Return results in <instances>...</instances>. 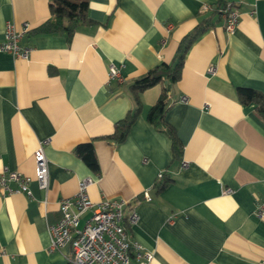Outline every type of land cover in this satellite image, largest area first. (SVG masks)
Returning a JSON list of instances; mask_svg holds the SVG:
<instances>
[{
  "label": "crops",
  "instance_id": "crops-1",
  "mask_svg": "<svg viewBox=\"0 0 264 264\" xmlns=\"http://www.w3.org/2000/svg\"><path fill=\"white\" fill-rule=\"evenodd\" d=\"M229 1L238 12L231 32L224 13L213 11L216 0H88L90 20L67 38L29 32L51 17L49 0H0V43L7 22L16 29L27 23L19 44L30 48L28 59L0 50V172L22 173L31 192L0 193V264H66L70 247L50 249L48 226L60 199L85 177L93 180L87 191L94 203L139 198L137 221L124 225L131 241L153 253L150 264H261L264 213L255 209L264 200V117L239 101L236 88L264 93V0ZM206 18L178 80L141 92L124 141L106 137L135 107L132 82L171 63L181 38ZM110 64L120 80L108 79ZM163 89L165 121L182 146L176 159L170 137L147 120ZM41 141L47 191L34 172ZM85 142L93 144L97 172L75 153ZM163 171L171 181L156 191Z\"/></svg>",
  "mask_w": 264,
  "mask_h": 264
},
{
  "label": "built area",
  "instance_id": "built-area-1",
  "mask_svg": "<svg viewBox=\"0 0 264 264\" xmlns=\"http://www.w3.org/2000/svg\"><path fill=\"white\" fill-rule=\"evenodd\" d=\"M223 13L224 28L231 32L235 28L238 12L231 3H227ZM28 30L27 23H23L20 29H16L13 23L7 22L0 50L28 59L30 48L21 47L19 44L20 38ZM213 70V67L209 66L208 71L213 72ZM108 79H121L117 65H109ZM181 99L185 100V97L182 96ZM45 142H39L33 152V159L37 185L40 189L47 191L49 178L48 159L44 151ZM187 165L188 161L181 159L180 167L185 168ZM161 174L162 172H159L157 176ZM92 182L90 177L79 180L75 194L60 199L59 217L48 226L50 249H59L68 245L71 254L66 264H150L153 253L145 251L141 245L131 241L124 225L125 222L132 225L137 221L136 205L140 201L139 198L104 197L94 203L89 199L87 191V187ZM14 192L31 195L28 178L5 166L0 172V193L3 196ZM142 197L144 200H151L147 190L142 193ZM87 210H91V214L80 226L81 217ZM255 212L259 216L264 213V200L257 203ZM261 264H264V260Z\"/></svg>",
  "mask_w": 264,
  "mask_h": 264
},
{
  "label": "trees",
  "instance_id": "trees-1",
  "mask_svg": "<svg viewBox=\"0 0 264 264\" xmlns=\"http://www.w3.org/2000/svg\"><path fill=\"white\" fill-rule=\"evenodd\" d=\"M229 0H216L213 11L221 14L226 8ZM232 5V3H231ZM51 17L30 29L32 34L65 33L70 38L76 27L85 21H89L87 15L88 0H49ZM209 18L200 21L190 33L185 34L179 41L174 59L171 63L160 62L149 69L144 75L135 79L130 85V91L135 102V107L124 117L114 123L113 132L106 137L117 142H122L128 135L131 125L135 121L141 107V92L161 81L171 85L178 80L183 65V57L193 41L201 35L209 26ZM167 90L163 89L156 102L150 107L147 113V120L158 130L166 133L171 139V150L173 159L180 158L182 146L177 139L173 128L165 121V111L168 106ZM237 97L241 103H253L257 113L264 117V93L249 87L238 86ZM75 153L93 171H98L93 144L91 142L80 143L75 147ZM171 179L166 172L157 176L154 181L156 191L164 189ZM127 224V223H126Z\"/></svg>",
  "mask_w": 264,
  "mask_h": 264
},
{
  "label": "water",
  "instance_id": "water-1",
  "mask_svg": "<svg viewBox=\"0 0 264 264\" xmlns=\"http://www.w3.org/2000/svg\"><path fill=\"white\" fill-rule=\"evenodd\" d=\"M170 88V86L169 85H167V89H169Z\"/></svg>",
  "mask_w": 264,
  "mask_h": 264
},
{
  "label": "rangeland",
  "instance_id": "rangeland-1",
  "mask_svg": "<svg viewBox=\"0 0 264 264\" xmlns=\"http://www.w3.org/2000/svg\"><path fill=\"white\" fill-rule=\"evenodd\" d=\"M81 224H83V221H81ZM80 226H82V225H80Z\"/></svg>",
  "mask_w": 264,
  "mask_h": 264
}]
</instances>
